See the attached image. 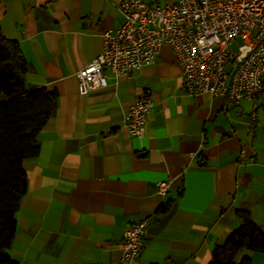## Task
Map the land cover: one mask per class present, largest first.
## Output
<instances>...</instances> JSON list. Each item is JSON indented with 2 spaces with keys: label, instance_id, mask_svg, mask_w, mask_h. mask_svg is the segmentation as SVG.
Instances as JSON below:
<instances>
[{
  "label": "crops",
  "instance_id": "obj_1",
  "mask_svg": "<svg viewBox=\"0 0 264 264\" xmlns=\"http://www.w3.org/2000/svg\"><path fill=\"white\" fill-rule=\"evenodd\" d=\"M120 3L0 0V32L24 58V87L57 93L38 153L22 162L26 191L5 249L17 264H118L124 228L147 216L131 264H209L240 224L238 210L264 231V95L252 119L248 100L187 94L168 45L152 63L78 93L75 73L100 51L101 33L122 24ZM143 87L153 106L135 136L124 113ZM244 255L264 264L262 252L240 249L236 260Z\"/></svg>",
  "mask_w": 264,
  "mask_h": 264
},
{
  "label": "built area",
  "instance_id": "obj_2",
  "mask_svg": "<svg viewBox=\"0 0 264 264\" xmlns=\"http://www.w3.org/2000/svg\"><path fill=\"white\" fill-rule=\"evenodd\" d=\"M119 11L122 24L101 33L100 51L75 73L79 94L105 87L108 75H128L152 63L168 45L187 94L208 92L231 105L248 100L249 116L255 118L264 95V0H121ZM152 106V91L141 88L124 113L132 135L143 134ZM156 187L163 195L167 183L159 181ZM151 220L147 216L124 228L118 264H131L140 255Z\"/></svg>",
  "mask_w": 264,
  "mask_h": 264
},
{
  "label": "trees",
  "instance_id": "obj_3",
  "mask_svg": "<svg viewBox=\"0 0 264 264\" xmlns=\"http://www.w3.org/2000/svg\"><path fill=\"white\" fill-rule=\"evenodd\" d=\"M25 62L16 42L0 32V264H17L6 253L15 228V213L26 191L25 158L38 153L36 133L50 116L57 93L44 87H24ZM163 203L158 211L168 209ZM240 224L211 249L209 264H250L236 260L240 249L264 253V231L246 210L237 211Z\"/></svg>",
  "mask_w": 264,
  "mask_h": 264
},
{
  "label": "rangeland",
  "instance_id": "obj_4",
  "mask_svg": "<svg viewBox=\"0 0 264 264\" xmlns=\"http://www.w3.org/2000/svg\"><path fill=\"white\" fill-rule=\"evenodd\" d=\"M232 50H233V51H236V43H233V44H232Z\"/></svg>",
  "mask_w": 264,
  "mask_h": 264
}]
</instances>
